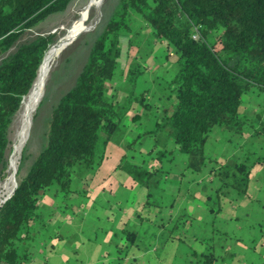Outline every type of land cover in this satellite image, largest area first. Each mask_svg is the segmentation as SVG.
I'll list each match as a JSON object with an SVG mask.
<instances>
[{
	"label": "trees",
	"instance_id": "obj_1",
	"mask_svg": "<svg viewBox=\"0 0 264 264\" xmlns=\"http://www.w3.org/2000/svg\"><path fill=\"white\" fill-rule=\"evenodd\" d=\"M71 1L0 0V182L8 177L11 125L55 41L52 35L24 42L21 38L46 17L63 12ZM130 13L142 19L155 42L178 55V70L168 83L174 97L170 112L151 133L164 132L176 151L186 155L185 169L192 173L200 174L211 165L210 173L220 183L218 192L231 188L246 194L252 168L264 163L257 158L249 166L244 162L229 165L207 160L203 153L214 126H222L231 134L243 133L242 96L255 89L264 91V0H119L74 85L52 107L44 146L18 179L27 141L19 145L13 171L16 184L0 203V264H34L31 257L35 256V245L29 248L23 243L38 218L41 196L53 185L66 196L75 167L83 165L95 172L105 159L104 149L98 151L97 146L105 147L128 112L126 108L115 109L112 100L104 99V93L120 60L128 56L130 38L126 55L124 44L132 32ZM194 28L199 29L198 40L192 39ZM129 73V81L134 82L143 71L136 67ZM43 100L31 116L28 130ZM138 101L148 107L144 95ZM138 118L134 115L133 121ZM172 153L155 152L154 160ZM115 170L148 188L158 168L146 169L123 155ZM149 196L146 203L153 205ZM186 222L180 217L176 225ZM124 238L128 244L118 247L121 259L133 245L135 233L125 231ZM215 261L209 251L198 264Z\"/></svg>",
	"mask_w": 264,
	"mask_h": 264
},
{
	"label": "crops",
	"instance_id": "obj_2",
	"mask_svg": "<svg viewBox=\"0 0 264 264\" xmlns=\"http://www.w3.org/2000/svg\"><path fill=\"white\" fill-rule=\"evenodd\" d=\"M126 38L125 43L129 40V37ZM131 39L133 44L135 39L134 37ZM161 45L168 50L165 44ZM129 59L133 60L129 57L124 68ZM165 64L166 62L163 66ZM170 100L173 103L172 95ZM249 100L248 94H244L240 106L241 116L245 120V128L241 134L244 140L256 135L255 131L248 128L251 125L250 120L257 114L246 104ZM165 111L169 113L170 109ZM259 124H262L261 119ZM134 134V130L130 128L122 143H129ZM209 135L203 146V153L207 160L229 165L238 163L240 150L237 147L241 146L243 141L232 144L230 141L216 140L215 144L218 146L211 154ZM146 136L144 133H138L133 138L132 145L137 141L138 147L142 146L140 141ZM165 147L163 144L150 145L144 149L145 151L141 150L138 153L141 157H148V166L154 167L156 161L152 154L164 151ZM123 148V155L132 161L136 153L127 155L125 151L129 150L125 145ZM171 149L176 150L175 144ZM120 159L107 168L110 159L105 157L95 172L83 165L76 167V172L72 174L70 192L66 196L62 195L60 203L66 208L74 207L76 213L67 217L65 223L61 221V225L64 223L65 234L62 231V234L56 232L45 238L44 242L35 244L32 249L35 258L39 252L41 253L38 255L41 258L36 259V262L39 264H43L42 261L44 264H198L203 254L212 251L216 258L215 264H263L261 261L264 258L262 227L264 216L260 219L259 217L264 214V205L258 211L261 213L258 218H255L256 212L250 210L248 205L242 200L239 201L237 197L232 199L236 204L227 198L224 201V207L215 210L213 206L205 202L203 197L196 202L195 188L177 191V194L169 190L171 193L166 198L161 193L155 197L151 193L153 205L147 204V194L136 189V183L128 175L115 170ZM166 159L167 162L172 163L170 157ZM181 160L182 167L185 168L186 157ZM210 166L208 164L200 173L202 176L199 182H213ZM255 168V174L261 173L263 180L264 165ZM252 176L250 173V180ZM256 186L252 187L253 190ZM201 190L207 194L211 191L207 186L202 187ZM133 191L141 195L138 194L139 197L129 203ZM247 192H249V185ZM258 192L255 190V194ZM48 194V191L43 194L40 204L49 208L53 214L58 208L55 206L59 203L57 202L59 195L58 193ZM256 201H264V196L262 199L256 198ZM101 217L105 224L101 223ZM180 217L186 218L187 222L176 225ZM244 219L246 221L243 223ZM170 229H173L171 234ZM125 231L135 233V240L133 245L127 247V252L121 259L118 256V247H125L128 244L124 238Z\"/></svg>",
	"mask_w": 264,
	"mask_h": 264
},
{
	"label": "rangeland",
	"instance_id": "obj_3",
	"mask_svg": "<svg viewBox=\"0 0 264 264\" xmlns=\"http://www.w3.org/2000/svg\"><path fill=\"white\" fill-rule=\"evenodd\" d=\"M88 2L89 0H72L63 12L50 15L35 24L23 35L21 42L27 41L36 36L48 35L54 37V43L57 42V40L65 34L66 29L70 24H72L77 18L78 12L85 7ZM103 2L104 3H102L101 7L93 12L92 19H98L94 29L91 32L83 34L75 43L65 49L62 55L53 64L50 71L51 74L49 73L46 87L44 88L40 99L41 102L44 97L43 103L41 104L34 121H32L31 129L28 130L27 124L17 143L12 144V138L15 133V120L19 111L17 112L11 125L10 132L11 143L9 152L11 150V153L9 154L8 152V158L10 159L7 171L8 177L7 179L5 177V181L3 180V182H0V185L6 183L7 187L2 190V199L0 200V203H2L6 196L9 195L15 187L17 176L16 179L13 178L14 169L10 175L9 172L11 167L17 164L15 154L20 150V143L27 141L25 144V147L27 146V148L24 149V159L20 161L19 165L20 171L18 170V179L26 173L28 167L45 144V135L48 130V122L52 107L55 106L59 98L74 85L77 75L87 60L93 42L100 36L107 21L118 8L119 0H104ZM129 23L132 29L129 38L131 39L134 37L135 42L132 44V39L129 41L131 45L128 49V56L120 60L115 69L114 77L107 83V88L104 93V99L112 100L115 109L126 108L128 109V112L123 118L121 125L105 147L102 148V145L99 144L97 150L101 151L104 149L105 156L110 159L107 168H110L113 163L123 156V147L125 145L127 150H129L125 151V154L131 155L136 153L134 159L131 161L132 163L150 169L151 167L148 166L149 158L146 156H139L138 152L141 150L145 151L144 149L148 148L150 145L159 146L161 144L166 146L165 150L172 151L171 148L174 145L172 144V140L164 132L159 131L154 134L151 133V131L155 129L157 121L161 122L164 120L166 115L165 110H169L168 108L172 105L168 83L173 79L176 70H178V55L172 49H164L161 45L163 43L155 42L150 30L144 26V22L138 15L130 13ZM214 35L216 36L217 33H214ZM127 46L128 41L125 43V55ZM129 57L133 58V60L130 61L131 59H129L130 62L128 61L126 68H124L123 66ZM164 62H166V64L163 66ZM136 67L141 69L143 73L137 77L136 81L131 82L129 81V71ZM247 94L250 100L249 103L246 104L249 105L250 109L257 112V114L253 116V119L250 120L251 125L248 126V128H251L255 133L258 132V134L248 140H244L241 134H231L222 126H214L209 135V143H211L209 151H211L212 154L216 150V147L218 146V144H215L216 140L220 142L230 141L232 144L241 140L243 141V144L237 147L238 150H240L238 162H244L249 166L253 164L257 158L264 160V91L259 92L255 89ZM142 95H144L145 103L148 107H145L144 104L138 101ZM136 114L139 115L138 120H131ZM260 119L262 120V124H259ZM130 128L134 130V137H136L138 133H146L147 136L145 138L141 137L142 140L140 142L142 146L138 147L139 142L137 141L132 145L134 137L128 141L129 143H122ZM24 133L25 136H23ZM154 155L155 152L152 156ZM185 157V154H178L176 150L173 151L170 156L172 163L167 162V159L163 157L160 161L154 163V167L158 168V171L151 176L148 182V188L136 184V189H140V191H144L145 194H149L150 201H152L151 193L154 197L161 193L166 198L167 195L171 193L169 190L175 191L177 194V191L181 192L189 188H195L196 202L199 198L203 197L205 202L210 206H213L215 210L224 207V201L227 198L236 204L232 199L233 197H237L239 201L242 200L244 204H247L250 210L255 211V218H258L259 214H261L258 211L261 210L260 207L264 205V201H256V198L262 199L264 196V179H261L263 177L261 173L257 172L255 174V167L264 165V163H259V165L257 163L252 168L251 175L253 176L250 180L249 192L246 194H237V192L231 188H223L222 191L218 192L217 188L220 186V183L214 177L212 183L209 181H206L205 183L199 182L202 174H194L182 167L183 161L181 159ZM128 160L130 161L131 159ZM76 170L77 168L75 167L72 174H74ZM255 185H257L255 190L259 191L258 194H255V190L252 188ZM204 186H207L211 190L208 194L201 190ZM48 192V195L58 193L59 196L57 202L59 203L55 206V208H58L53 214H51L49 208L42 206L41 204L39 205L38 218L33 225L30 226L29 239L23 243L25 247L32 248L37 242H44L45 238L56 234V232L62 234V231L65 234V227L63 226L66 218L71 216L72 213H76L74 207L68 206V208H66L64 205L60 204L62 193L57 185L50 187ZM138 194H136V191H133L129 203H132V200L135 201V198L141 195ZM42 198L43 195L41 196L40 202L42 201ZM111 205H113L112 202ZM263 216L264 214L261 215L259 219ZM61 221H64L62 225ZM245 221L246 219L242 222L244 223ZM101 223L105 224L103 217H101ZM260 223L262 222L260 221ZM262 227L264 232V221ZM39 254L41 253L39 252L37 254V260L41 258L38 257ZM36 259L35 256L31 257V260H34L35 262ZM261 262L264 264V258ZM35 264L39 263L36 262Z\"/></svg>",
	"mask_w": 264,
	"mask_h": 264
},
{
	"label": "bare ground",
	"instance_id": "obj_4",
	"mask_svg": "<svg viewBox=\"0 0 264 264\" xmlns=\"http://www.w3.org/2000/svg\"><path fill=\"white\" fill-rule=\"evenodd\" d=\"M103 1L104 0H89L87 5L78 12L77 18L66 29L65 34L51 45L49 53L38 70L32 89L22 103V107L15 120V133L12 138V144L17 143L28 121L36 111L53 64L62 55L65 49L75 43L83 34L91 32L94 29L98 19L93 20L92 15L94 11L101 7L102 3H104ZM13 169L14 166L11 167L9 175L12 173ZM6 187V183L0 185V200L2 199V190L6 189Z\"/></svg>",
	"mask_w": 264,
	"mask_h": 264
},
{
	"label": "built area",
	"instance_id": "obj_5",
	"mask_svg": "<svg viewBox=\"0 0 264 264\" xmlns=\"http://www.w3.org/2000/svg\"><path fill=\"white\" fill-rule=\"evenodd\" d=\"M192 39H194V40H198L199 39V29L198 28H194L193 29Z\"/></svg>",
	"mask_w": 264,
	"mask_h": 264
},
{
	"label": "water",
	"instance_id": "obj_6",
	"mask_svg": "<svg viewBox=\"0 0 264 264\" xmlns=\"http://www.w3.org/2000/svg\"><path fill=\"white\" fill-rule=\"evenodd\" d=\"M17 187V186H16ZM9 199V198H8Z\"/></svg>",
	"mask_w": 264,
	"mask_h": 264
}]
</instances>
